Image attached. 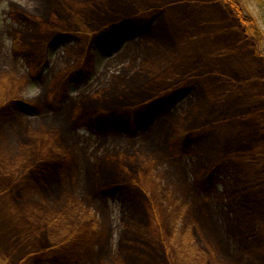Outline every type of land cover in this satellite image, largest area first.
<instances>
[{
  "label": "rangeland",
  "instance_id": "rangeland-1",
  "mask_svg": "<svg viewBox=\"0 0 264 264\" xmlns=\"http://www.w3.org/2000/svg\"><path fill=\"white\" fill-rule=\"evenodd\" d=\"M227 2L0 0V65L16 79L0 80V105L12 98L0 120V264H127L123 203L142 210V246L151 250L144 264H264V0H233L247 23ZM11 8L45 17L33 35L44 48H27L31 28L16 33L26 26ZM115 23L117 32L106 30ZM16 37L23 52H15ZM171 49L177 56L162 74L97 100L112 76L149 50ZM91 104L145 122L96 129L86 124ZM45 124L60 128L72 152H58L39 130ZM180 131L197 136L176 149ZM62 158L69 161L48 164ZM114 159L129 191L106 195L95 164Z\"/></svg>",
  "mask_w": 264,
  "mask_h": 264
},
{
  "label": "trees",
  "instance_id": "trees-1",
  "mask_svg": "<svg viewBox=\"0 0 264 264\" xmlns=\"http://www.w3.org/2000/svg\"><path fill=\"white\" fill-rule=\"evenodd\" d=\"M43 3H45L46 5H48L50 3V5H56V2L61 6L62 4V0H42ZM73 1V0H71ZM77 1V0H74ZM225 2H227V0H224ZM231 7L235 10L236 12V16L239 17V19L241 20L242 23H247V21L249 20V18L247 16H244V12L242 7L240 6L239 2H233V0H228V2ZM229 5V6H230ZM264 8V7H263ZM53 11L55 10H51L48 14V17L51 13H53ZM37 12V11H36ZM39 11L35 14H30V13H26V12H19V11H15L13 8L10 9V14L11 16L17 20V22H20V25L22 26L23 24H25L26 28L24 29H16V33L20 32L21 34H23V31H27V27L31 28L28 29V35L27 37L29 38L27 41V48H32V47H38V48H44L45 45L47 44L46 42H40L37 43L35 45L34 43V39L37 37H33V35H35V33L37 32V34L40 33L41 28L43 27L41 25V20L39 18V16L43 17V15H39L38 14ZM37 14V15H36ZM45 18V17H43ZM47 18V17H46ZM259 19V18H258ZM255 21V18L253 19V22ZM263 21H264V16H263ZM117 26L118 23L114 24V27H108L106 28L107 31H110V29L114 30V32H117ZM129 33V31H128ZM120 34L118 33L117 36H119ZM166 35H168L169 39H171V36L169 35V33L166 32ZM26 36V35H25ZM17 40L16 42V46H15V52L19 53V52H23L26 48V46H22L25 45L23 43V39L22 38H15ZM49 43V42H48ZM19 47H23V49H20ZM170 49V47H168ZM44 50V49H43ZM169 54H158L156 51H151L149 50L142 58L141 62L136 64V63H132L128 68H124L122 70V72H120L119 74H116L114 76H112V78L110 79V81L106 82L104 86H102L98 92V96H97V100H106V98L108 96H112V97H117L118 93H122V92H129L133 89H137L140 88L142 86H144L145 84H147L148 82H150L153 78L157 77L158 75L162 74L163 71L169 66V64L171 63V57L175 58V56H177V51L171 49L169 51ZM169 55V57L167 56ZM172 58V59H173ZM85 66V65H84ZM83 66V67H84ZM8 71V69L4 66V65H0V80L4 77H6L7 79H14L13 76H11L10 74H7L9 76H6L5 73ZM93 92V93H89L87 94L84 99L85 100H90L92 101L94 96L96 95L97 92ZM83 98V97H82ZM12 99V98H8L5 99V103L3 102V104L0 105V120L1 117L3 115V110H8V101ZM11 101H15L14 99ZM89 101V102H90ZM93 112L94 115L93 117L86 123L87 125H90L91 127H94L96 129H100V130H104V131H112V130H116L119 129L120 127H125V129L127 130H133V129H137L138 125L142 122H145L144 117H141V115L136 116L134 118L130 119H119V118H112L110 117V115L108 114V112H101L98 110H95V105L91 104L90 106H88ZM47 126L48 129H45V127L40 128L39 130H42V135L46 136H50L54 138L55 140V144L57 145V150L62 151V150H70V152H72V147L74 146L73 143H71V141H69V139L66 137V135L60 130V128H56L54 125H50V124H45ZM195 133L194 132H179V137L174 136V140H173V147L174 148H180L185 144V140L188 139V141H191L193 139H196L197 135H193ZM36 135V134H35ZM31 141V140H30ZM179 141H181L179 143ZM37 142V139L35 140L34 143ZM35 145V144H34ZM34 145H32V147H34ZM3 146H1L0 148V159L1 160H5L6 156L4 155V148H2ZM23 148L27 149L28 145H24ZM31 153V150H30ZM120 154V153H119ZM20 156V155H19ZM59 157H63L62 154L59 155ZM121 155H117V158H120ZM130 165L132 163V161L130 160V158H127ZM69 161V160H66ZM63 158L61 160H52L50 163V166H53V162H55L58 165H64L66 162ZM73 161V160H72ZM137 161V160H136ZM110 164L112 163V166H110V164L108 165V167L105 164H108L106 162L102 163V161L100 163H96L95 165L99 167H95V170L97 168L98 172L95 173V175L98 177L97 179H103L104 181L98 186V188L101 190V192H103L106 195H112L113 194H117L119 195V192L121 194V190H127L129 191L128 187H125V185L127 183H129V181L126 180V176H123V172H122V168L120 167V163L119 160L114 159V161H109ZM139 163L136 162L135 164H133V167H131V169L133 168V170H138L139 168ZM101 169V171H100ZM171 187V185H168ZM167 188V187H166ZM239 189V187H237ZM245 188V186H244ZM243 188V189H244ZM241 190V193H249V189L246 187L244 190ZM230 192V191H229ZM239 192V193H240ZM239 194L237 193V198H239L238 196ZM234 194L230 192V194L226 195V198L229 199L230 203H231V207L233 210V213L238 217V215H241V213H239V209H241L240 207L236 210V198H234ZM240 199V198H239ZM238 204V203H237ZM252 204V203H249ZM125 209L128 210L129 212V219H130V227L127 231V233L125 232L123 235V238L121 239V250H124L125 248V255H126V263L127 264H144V260H142L144 257H146L145 259H147L148 255H150L151 250L149 248H143V244H146V238L144 236V231H145V225L146 222L145 219L142 217V210L139 209H135L133 207V205L127 206V204H124ZM140 205H138L139 207ZM137 207V208H138ZM66 209H69L68 205H65ZM165 208L167 210L168 205H165ZM70 212V210H68ZM169 211V210H168ZM249 211L250 207H249ZM63 212H66V210H64ZM171 214V211H169ZM134 213V215H133ZM238 213V215L236 214ZM78 216V215H77ZM240 217V216H239ZM76 223L80 222V219L78 217H76ZM129 221V220H128ZM54 222L56 223H60L58 222V218H56L54 220ZM61 224V223H60ZM93 235H95V232L92 230ZM254 236L255 239H257L258 235L257 233H253L252 234ZM113 261V263L115 262L114 259L111 260ZM112 264V262L110 263ZM116 264H120V263H116Z\"/></svg>",
  "mask_w": 264,
  "mask_h": 264
}]
</instances>
